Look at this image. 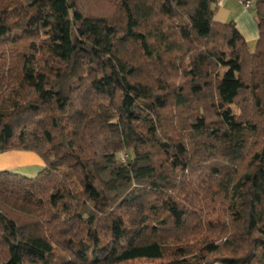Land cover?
<instances>
[{
    "label": "trees",
    "instance_id": "16d2710c",
    "mask_svg": "<svg viewBox=\"0 0 264 264\" xmlns=\"http://www.w3.org/2000/svg\"><path fill=\"white\" fill-rule=\"evenodd\" d=\"M0 0V264H264V0ZM124 154L126 160L121 161Z\"/></svg>",
    "mask_w": 264,
    "mask_h": 264
},
{
    "label": "rangeland",
    "instance_id": "374dc122",
    "mask_svg": "<svg viewBox=\"0 0 264 264\" xmlns=\"http://www.w3.org/2000/svg\"><path fill=\"white\" fill-rule=\"evenodd\" d=\"M230 2H233V1H229L227 3L216 6L215 16H214L215 20L221 23H228V22L235 23V20H236V23L238 22L240 27H243L246 29L248 27V23L246 22V17L243 14V12L247 11L245 9V6L241 2L235 3L237 2V0H235V2L233 3H230ZM241 10H243V12ZM250 12L251 14L253 13V19H254L253 7L250 8ZM249 31H250V28L247 29V33ZM246 43H247L248 51L253 52L255 48V44H256V39L248 40V41L246 40ZM19 159L23 161L25 160L27 166L25 165L26 169H23V170H25L26 172L21 171V170L20 171L6 170V171H9L11 173L20 174L25 177H33L44 167L42 160L35 153L25 152V154L22 155V157ZM35 159L38 160L37 163ZM120 159L121 161H124L126 160V156L124 154H121Z\"/></svg>",
    "mask_w": 264,
    "mask_h": 264
},
{
    "label": "crops",
    "instance_id": "0c3cea01",
    "mask_svg": "<svg viewBox=\"0 0 264 264\" xmlns=\"http://www.w3.org/2000/svg\"><path fill=\"white\" fill-rule=\"evenodd\" d=\"M229 1L235 2V0H218L217 5L224 4ZM233 2H230V3H233ZM235 3H240V2L237 1ZM251 7H253V4L249 3L247 6H245V9L247 11L243 12V10H241L246 17V22L248 23V27L246 29L243 27H240L239 23L238 22L236 23V20H235V26L237 30L239 31V33L242 35V37L245 39V41L255 40V39L257 40V37H258V30H257L256 23L253 19V13L251 14L250 12ZM248 28H250V31L247 33ZM25 152L27 151H8V152L0 153V171H6V170L25 171L23 169H26V166H27L26 162L25 160L23 161L19 159L22 157V155L25 154ZM35 161L37 163L38 160L35 159Z\"/></svg>",
    "mask_w": 264,
    "mask_h": 264
}]
</instances>
